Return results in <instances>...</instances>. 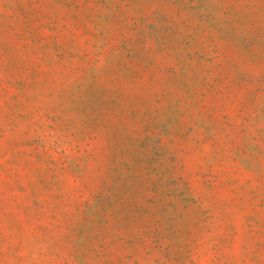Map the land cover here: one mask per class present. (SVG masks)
I'll list each match as a JSON object with an SVG mask.
<instances>
[{
	"label": "rangeland",
	"instance_id": "obj_1",
	"mask_svg": "<svg viewBox=\"0 0 264 264\" xmlns=\"http://www.w3.org/2000/svg\"><path fill=\"white\" fill-rule=\"evenodd\" d=\"M0 264H264V0H0Z\"/></svg>",
	"mask_w": 264,
	"mask_h": 264
}]
</instances>
